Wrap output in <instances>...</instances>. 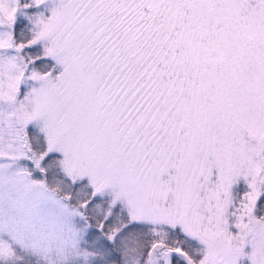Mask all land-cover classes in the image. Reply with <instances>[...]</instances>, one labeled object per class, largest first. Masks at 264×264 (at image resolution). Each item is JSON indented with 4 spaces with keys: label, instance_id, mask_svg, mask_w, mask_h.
<instances>
[{
    "label": "snow or ice",
    "instance_id": "obj_1",
    "mask_svg": "<svg viewBox=\"0 0 264 264\" xmlns=\"http://www.w3.org/2000/svg\"><path fill=\"white\" fill-rule=\"evenodd\" d=\"M0 264H264V0H0Z\"/></svg>",
    "mask_w": 264,
    "mask_h": 264
}]
</instances>
